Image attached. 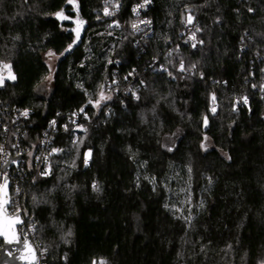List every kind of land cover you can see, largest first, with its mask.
<instances>
[{
    "label": "trees",
    "instance_id": "16d2710c",
    "mask_svg": "<svg viewBox=\"0 0 264 264\" xmlns=\"http://www.w3.org/2000/svg\"><path fill=\"white\" fill-rule=\"evenodd\" d=\"M136 2L0 0V115L56 152L18 179L25 230L43 264H264V0H153L139 44Z\"/></svg>",
    "mask_w": 264,
    "mask_h": 264
},
{
    "label": "built area",
    "instance_id": "2783aa9c",
    "mask_svg": "<svg viewBox=\"0 0 264 264\" xmlns=\"http://www.w3.org/2000/svg\"><path fill=\"white\" fill-rule=\"evenodd\" d=\"M144 0H138L132 7V16H133V22L131 23L136 24L137 28L134 29L131 25V30L137 35L138 44L142 43L144 40L149 38L154 34L155 31V23L154 20L148 15L150 9L153 7V0H151L150 4L145 5L144 8H138L140 4H143ZM133 9H138L139 14L137 15ZM109 12L112 13V15H106L108 17L115 18L119 14V10L114 6L108 9ZM142 21H148L150 23H143ZM122 24L117 21L113 24V27H117V29H120ZM198 26L194 23V19H192L191 23L187 21V24L184 29V43L190 47H193V44L196 46L193 48H198L200 45V41L198 39ZM193 34H195V39L193 40ZM2 66V64H0ZM165 68H163L164 70ZM0 74H2L5 79L7 80L8 71L6 69H2L0 67ZM169 78L173 79L174 75H170ZM27 111V110H26ZM25 111H17L13 114L11 112H2L0 115V184L3 183L5 178L9 179L10 183V190H11V209L10 212L12 214H15L20 211L21 207V199L23 197V191L21 184L19 182L20 179H24V176H26L27 171H32L35 166H38L42 163H49L50 157L54 155L56 152H52L51 154L48 153L49 150L46 148H49L50 141L48 139H43L42 141H36V143H33L32 146H23L22 141L23 139L27 138V132L21 127V124L24 122L31 121V113L29 111L27 116L22 115ZM7 115V116H6ZM84 118H87L85 115ZM52 120L50 123L51 128H54L56 125H53ZM77 132H83L84 127L80 126L76 129ZM21 157L22 160L20 162V165L18 168H13L11 171H5L6 166L10 162L11 159H16ZM7 161V163H5ZM27 169V171H26ZM20 177V179H19ZM19 179V180H18ZM26 234L31 238L33 237V230L30 229L26 232ZM33 241V240H32ZM34 243V241H33ZM37 251H38V263L37 264H43V257L44 253L40 252L38 246L34 243ZM1 246V243H0Z\"/></svg>",
    "mask_w": 264,
    "mask_h": 264
},
{
    "label": "snow or ice",
    "instance_id": "6c2138e0",
    "mask_svg": "<svg viewBox=\"0 0 264 264\" xmlns=\"http://www.w3.org/2000/svg\"><path fill=\"white\" fill-rule=\"evenodd\" d=\"M68 2L69 3H74V0H68ZM150 3H151V0H144V3L140 4L138 6V8H144L145 5L150 4ZM74 6L77 8V11H78V7L79 6L75 5V4H74ZM117 7H118V5H117ZM133 11L137 15L139 14L138 9H133ZM249 11H252V9H249ZM55 15L60 20H68L69 19L68 16H65L63 14V11L58 12ZM105 15H112V13L109 12L107 8H105ZM191 21H192V18L189 17L188 18V22L191 23ZM142 22L143 23H150L148 21H142ZM83 23H84V21L81 20L79 18V15L77 14V28L72 29V31L76 32V40L77 41L80 39V31H79V29L83 25ZM132 27L134 29H136L137 25L133 24ZM192 39L193 40L195 39V34H193ZM74 43H75V41H74ZM195 46L196 45L193 44V47H195ZM71 47H72V45H69V49H71ZM49 55L51 56V55H54V54L53 53H49ZM0 67H2V69H6L8 71V77H7L8 79L15 80L16 77L11 72V65L10 64H3ZM180 68H181V70H184V65H183L182 62H181ZM170 75H171V73H170ZM4 79H5V77L2 74H0V86H3ZM104 99H106V97L103 95V92H101L100 100H104ZM212 99H213V103H215V96H213ZM242 99H243V103L244 104L248 103L247 97H243ZM89 102L91 103V100ZM99 103H100L99 100L96 101V105L97 106H99ZM81 111H83V109H81ZM211 111L213 113H215V111H216L215 107H213L211 109ZM22 115L27 116L28 112L25 111L24 113H22ZM52 123L54 125L55 121H53ZM207 124H208V119H207V117H205L204 118L205 127L207 126ZM202 147H203V145H202ZM0 150H2V149H0ZM169 150H171V149H169ZM53 151H58V150L54 149ZM90 156H91L90 152L86 153L85 161H84V163L86 165L88 163V157H90ZM5 163H7V161H5ZM42 174L43 175H47L49 173L48 172H44ZM93 188L96 191L100 190L99 189V185H96V184L93 185ZM7 189H8V180H7V178H5L3 183L0 184V237H3V240L0 241V243H4V244H13V243L21 244V245H23V251L31 253L33 260H35V251L32 248L31 244L29 243L27 236H24L21 239V237L17 234V225H22L23 221L20 219L19 215L8 213L7 206L10 203V199L8 197ZM34 199H35V197H34ZM68 235H71V232H69ZM21 258H25V257L22 256ZM101 264H104V262L102 261Z\"/></svg>",
    "mask_w": 264,
    "mask_h": 264
},
{
    "label": "water",
    "instance_id": "95a60500",
    "mask_svg": "<svg viewBox=\"0 0 264 264\" xmlns=\"http://www.w3.org/2000/svg\"><path fill=\"white\" fill-rule=\"evenodd\" d=\"M205 130L207 131L209 128V123L207 124V126L205 127ZM22 158H16V159H11L10 162L8 163V165L5 168V171H11V169L13 168H18L20 165ZM8 180V197L10 199V203L7 206V210L8 213L12 214L10 212L11 209V190H10V183H9V179ZM15 215H19L20 219L23 221L22 225H17V234L21 237V239L24 236H27L29 243L31 244L32 248L35 251V260H33L31 253L25 252L23 251V245L21 244H4L2 243V245L0 246V264H37L38 263V251L33 243L32 240H30L31 238L26 234V230H25V220L23 218V213L22 212H17L15 213ZM3 240V237H0V241ZM25 257V258H21V257Z\"/></svg>",
    "mask_w": 264,
    "mask_h": 264
},
{
    "label": "rangeland",
    "instance_id": "374dc122",
    "mask_svg": "<svg viewBox=\"0 0 264 264\" xmlns=\"http://www.w3.org/2000/svg\"><path fill=\"white\" fill-rule=\"evenodd\" d=\"M59 60H60L59 56H56V55H51L50 56L49 54H47L46 62H47V64L50 67L51 74H50L49 78L47 79V81L45 82V84H44V86H43V88L41 90V93L49 94V92H50V90L52 88V85H53V80H54V76H55V72H56V67H57V64H58ZM7 77H8V75H7ZM7 80L13 81V80L8 79V78H7ZM106 99H104L103 101H106Z\"/></svg>",
    "mask_w": 264,
    "mask_h": 264
}]
</instances>
